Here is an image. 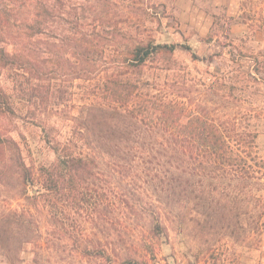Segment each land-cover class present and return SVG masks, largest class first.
Returning <instances> with one entry per match:
<instances>
[{"label": "trees", "instance_id": "1", "mask_svg": "<svg viewBox=\"0 0 264 264\" xmlns=\"http://www.w3.org/2000/svg\"><path fill=\"white\" fill-rule=\"evenodd\" d=\"M2 1L11 11L8 20H19L20 29L14 33L0 28V76L16 72L11 89L0 80V121L18 116L12 90L23 92L27 103L41 111L64 101L68 89L51 74L48 62L53 57L58 64L67 61L73 70L79 65L82 74L75 78L91 83L93 90L85 109L70 117L65 128L42 127L44 141L55 154L53 161L28 162L11 130L0 128V185L18 180L25 192L32 193L27 196L28 208L0 214V259L17 264L26 244L36 241L42 247L44 239L48 247L69 239L85 253H91V247L111 250L99 239L93 244L80 240L84 210H94L95 219L99 209H124L136 200L127 193L108 192L112 185L121 190L120 181L99 182L98 175L115 179L131 174L140 177V183L141 176L150 178L149 205L158 226L160 209H174L185 201L193 205L189 208L198 227L195 232L208 235L216 229L235 237L236 224L211 223V217L217 212L225 219L231 188L239 194L255 188L259 170L250 160L257 163L259 158L241 140L229 139L226 123L212 118L207 101H195L192 80L182 68L161 66L151 72L150 63L173 53L179 44L138 36L123 45L120 39L129 31L119 27L122 15L109 11L117 6L116 0ZM88 7L94 15H85ZM39 43L45 54L33 48ZM180 45L192 52L193 59H203L190 45ZM256 134L254 130L247 134L251 146ZM214 194L216 210L210 204ZM187 215L181 212L178 217L184 220ZM241 227L243 233L261 234L264 222ZM129 259L123 256L124 263Z\"/></svg>", "mask_w": 264, "mask_h": 264}, {"label": "rangeland", "instance_id": "2", "mask_svg": "<svg viewBox=\"0 0 264 264\" xmlns=\"http://www.w3.org/2000/svg\"><path fill=\"white\" fill-rule=\"evenodd\" d=\"M116 2L117 6L109 11L122 15L118 18L119 27L129 31L127 38L120 39L123 45L130 41L132 44L138 36L153 38L157 42L179 44L173 53L159 55L154 59L149 69L151 72L161 66H178L183 69L182 73L192 80L190 91L195 101H207L212 118L218 123H226L229 139L234 143L237 139L241 140L248 146L250 154L259 158L257 163L250 160L253 169L259 170L258 183L253 190H244L241 194L231 188L225 203V219H220L217 212L211 217V223L236 224L237 235L233 237L221 234L216 229L208 235L195 232L198 227L191 220L190 214L194 212L189 208L193 205L188 206L185 201L177 202L174 209H160L162 223L158 226L153 219L154 209L149 205L150 178L141 176L140 183V177L135 179L131 174L126 177L119 175L115 179L98 175L95 180L99 182L120 181L118 185L121 190L112 185L107 188L108 192L117 195L127 193L136 200L135 204L131 202L124 209H99L95 219L91 217L94 210H84L86 220L79 231L80 240L93 244L99 239L108 243L112 249L102 252L101 249L91 247V253H85L74 248L69 239L55 247L46 246L44 239L40 242L42 247L36 241L26 244L21 253L22 260L17 264H128L123 262V256H129V264H264V231L261 234L243 233L241 227H247L259 219L264 222V214L259 216L264 208V168L258 167L264 164V54L253 50L257 39L255 34H248V38L252 37L249 43L252 45L244 53L232 43L233 39L227 33L212 32L202 40L203 46L199 47L195 43L197 35L192 29H180V21L175 12L176 0ZM2 3L0 0V28H11L15 33L20 29L19 20L9 21L7 16L11 11H7ZM12 12L18 15L17 11ZM94 12L88 7L85 15L91 16ZM220 27L224 25L217 26ZM215 35L218 37L210 43L209 38H214ZM180 44L190 45L203 59H193L192 52ZM38 45L40 49L37 46L33 48L45 54V51H41V44ZM48 63L51 74L58 76L59 82L68 89L64 101L58 105L51 104L41 111L27 103L23 92L12 90L18 116L2 118L0 121V128L11 130L30 163L33 160L39 163L55 159L54 152L44 141L42 127L56 124L65 128L70 117L80 115L85 109L90 101L89 93L93 90L91 83L75 78L77 74H82L79 65L75 66V71L70 63L66 61L58 64L54 57ZM15 73L4 71L0 76L7 88H12ZM253 130L257 134L255 143L251 146V137L247 134ZM238 132L240 137L236 134ZM24 189L18 180L9 185H0V214L8 209L20 211L29 207L27 196L32 193L30 189L26 192ZM216 199L217 195L214 194L210 203L212 210L219 207ZM237 210L241 212L239 215L234 214ZM181 212L188 214L184 220L178 217ZM33 229L31 227V232H34ZM0 264L9 263L0 259Z\"/></svg>", "mask_w": 264, "mask_h": 264}, {"label": "crops", "instance_id": "3", "mask_svg": "<svg viewBox=\"0 0 264 264\" xmlns=\"http://www.w3.org/2000/svg\"><path fill=\"white\" fill-rule=\"evenodd\" d=\"M175 12L180 29H192L199 47L212 32L227 33L233 39L232 43L244 53L252 45L249 44L252 37L248 38V34H255L253 50L264 54V0H176ZM220 25L224 27L217 28ZM217 37L209 38V42Z\"/></svg>", "mask_w": 264, "mask_h": 264}]
</instances>
